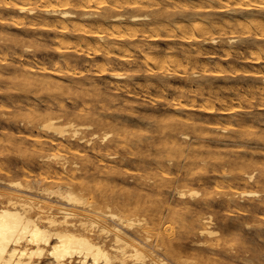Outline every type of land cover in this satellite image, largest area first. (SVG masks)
<instances>
[{
    "label": "rangeland",
    "instance_id": "374dc122",
    "mask_svg": "<svg viewBox=\"0 0 264 264\" xmlns=\"http://www.w3.org/2000/svg\"><path fill=\"white\" fill-rule=\"evenodd\" d=\"M16 1L36 7L37 12L41 13V0ZM158 2L143 10L127 9L126 13L128 18L133 14L142 13L151 16L137 25L143 30H138L131 37L148 48L151 46L156 49L161 60H167L162 63L163 68L159 73L161 78H151L145 66L133 77V67L121 64L119 59H116L112 68L101 72L102 62L90 63L86 58L87 52L97 57L104 53L106 50L102 48L99 50L101 53L96 50V46L103 47L101 43L97 44L98 42L89 37L84 39L79 35L61 41L57 37L60 32L57 33L40 23L32 25L26 13H20L13 7L7 8L0 1V56L5 57V60H0V204L7 200L9 195L19 194L7 185V181L21 180L25 185L33 186L35 181H41L44 186L55 189L59 184L64 187L71 184L72 190L91 198L93 206H100L103 212L107 211V205H110L113 210L124 216L147 217L146 225L151 239L147 242L146 249L154 256H161L175 264H264V39L256 38L260 29L252 21L261 18L264 20V10H261V6L252 4L251 10L235 12L233 8L237 5L236 1L220 0L216 6L227 4L226 11L206 14L190 12L191 10L184 12L186 5L198 4L200 0ZM87 4L85 11L94 14L87 22H90L94 30L101 27L107 29L114 25L113 20L99 23L93 17L110 4L99 5L90 1ZM1 16H4L5 20ZM207 17L216 25H223L227 20L232 23L245 20L248 21L247 25L252 21L253 24H250V30H243L241 26L240 30H235L234 35L240 39L233 46L227 44V38L233 34L229 27L227 30L217 28L212 32L213 36L221 38L224 46L202 44V41L196 40V32H185L191 36L190 40L182 39L184 34L177 28L178 25L206 20ZM243 22L241 23L244 26ZM155 35H158L157 39H153ZM204 36H209V33ZM112 40L108 39L109 42ZM195 46H199L203 52H187ZM225 51L230 52L228 59H223ZM255 52H259L262 57ZM124 53L126 52H122ZM144 53L146 54L145 51L130 49L126 55L132 54L141 62L145 57ZM62 54L73 55L69 65L70 71L63 61ZM252 55L260 59L246 62V56ZM171 56L182 59L183 63L173 61L172 64ZM43 67L47 69L44 70ZM112 72L124 73L127 76L115 79ZM169 72L172 73L168 74ZM193 72H197L199 76L193 77ZM148 80L155 82L149 89L144 87ZM123 82L129 83L131 92L118 89V85L124 84ZM212 107L213 111H210ZM223 110L228 111L223 113ZM37 111L41 112V116L37 117L40 122H43L46 115L63 114L64 122L75 120L77 123H93L94 128L85 131L94 130L99 134L94 138L93 145L96 147L84 143L81 147L82 155L70 152L66 155L70 163L67 173L62 168L65 160H53L52 163L58 170L50 173V179L42 176L46 160L34 150V140L30 136H38L41 133L40 130L31 128L28 123L30 116L38 113ZM78 112L83 115L78 116ZM172 123L174 126H171ZM183 126L187 129L189 127V130ZM225 127L227 131L223 130ZM127 128L130 129L127 131ZM118 130L120 136L116 133ZM107 131L113 132L112 139H119L117 145L113 141L109 142L115 147L109 151L102 140ZM171 132L173 136L169 135ZM182 132L190 138H184ZM195 132L201 134L197 135ZM177 145L183 148L181 150L184 153L178 149L172 152ZM170 147L173 148L171 152ZM57 148L45 145L39 150L48 155L57 151ZM209 148L210 150H207ZM109 152L114 153V157L109 155ZM216 154H221L222 157L220 155L219 159ZM159 160L163 163H158ZM74 161L80 167L73 166ZM203 163L209 164V167ZM198 168H201V173L195 175ZM252 171L255 178L249 180L247 174ZM85 181L91 183H84ZM101 184L105 186L102 188ZM86 186L90 189H86ZM182 188L187 191L197 189L201 193L188 195L187 199H183L177 194V190ZM241 190H254L258 195L241 196L234 193ZM34 192L33 195L24 194V197L31 196L38 202L41 197L47 196L46 193L37 194L35 190ZM52 198L47 202L61 205L56 196ZM209 215L213 217V228L219 231V235L214 237L199 234L202 218ZM165 231L172 233L169 234L171 237ZM235 233H238L240 238L233 241ZM145 235L147 233L144 230L138 234L141 238ZM94 236L105 241L108 247L113 242V235L100 234L97 229ZM200 240L206 243L201 244ZM147 264L152 263L148 260Z\"/></svg>",
    "mask_w": 264,
    "mask_h": 264
},
{
    "label": "bare ground",
    "instance_id": "6f19581e",
    "mask_svg": "<svg viewBox=\"0 0 264 264\" xmlns=\"http://www.w3.org/2000/svg\"><path fill=\"white\" fill-rule=\"evenodd\" d=\"M0 1H2L5 5V7H7V8L13 7V8H16V10L20 13H24V14L26 13L25 15H26V17H29L30 23L32 25H34L36 23H40V24H43V25L49 27L50 29L55 30L57 33L60 32V33H58L57 37L60 38L61 41L68 39V38H71L73 36L79 35L84 39L89 37V39L98 42L97 44L101 43L103 47H97L96 46L97 52L101 53L102 51H99V50H102V49H104L106 51L104 53H101L99 55V57H97L96 55H93L89 52L86 53V58H87L88 62H90V63H94V62L97 63L99 61H100L99 63L102 62L101 66H103V68H102L101 72L107 71V69L112 68L113 65H115L116 59H119L121 61V64L129 65V66L133 67L132 68V69H134L133 74H132L133 77L136 76V74L141 70L142 66H145L146 71L148 72V74L150 75L151 78L152 77L153 78H161L159 76V73H160V70L163 68L162 63L166 62L167 60L166 61L164 59L161 60V58H160L161 56H159L160 53L156 49L151 48V46H150V48H148L147 46H144V44L138 43L139 41L137 42L136 40H134V38L131 37L134 34H136V32L138 30H143V29L138 28L139 26H137V25H139L141 23V21H144L146 19H150L151 16H149V14H147V13H142V14H133V15L129 16V18H128L127 13H126L127 9H130V8L131 9L139 8V9L143 10V8H146L147 6H152L155 3H159L158 0H41V3H40V6H41L40 12L41 13L40 14L37 12L36 7L28 6L26 4L16 3L17 2L16 0H0ZM88 1L94 2V3L95 2L99 3V5L103 4V3L104 4H110L109 6L107 5V8L105 10L99 11L96 14V16H93V17H94L95 21L99 22V23L109 22V21L113 20V21H115L114 25L107 27V29H104L101 27L100 29L94 30L92 28L90 22H87V21H90L89 20L90 18H92L91 15H94L93 13L85 11L86 6L88 5L87 4ZM219 1L220 0H210V1L200 0V2H198V4L194 5V3H193V4L186 5L184 8V12L191 10L190 12H194V13L214 14V12L217 13V12L226 11L225 6L227 4H219V6H216V3H218ZM229 1H232V0H229ZM233 1L237 2L236 7L233 8V11H235V12H239V11L244 12L245 10H251V9H253L252 4L259 5L262 7L261 10H264V0H233ZM192 2H193V0H192ZM215 7H217L216 10H214ZM14 14H12V15H14ZM44 15H46V16H44ZM1 17H3L2 19H4V16H1ZM202 17H203V15H202ZM205 19L206 20L201 19L202 21H196V22L192 21L191 24H187V25H178V26L176 25L177 28L181 31V33L183 32V34H184L182 39L184 41H189L191 36L186 35L185 32H188V31L192 32V33L196 32V33H198L195 36L196 40L202 41V44H212V46H218V47L224 46V44L221 43V38L218 36H213L214 33L212 34V32H213V30H215L217 28H218L217 30H220V29L221 30H227V27H229L233 34L227 38V44H229L230 46H233L240 39L238 36L234 35L235 30H240L239 29L240 26H241V28H243V30L244 29L250 30V28H251L250 24L252 23V21L255 23L256 27H259V29H260V32H258V35L256 36V38L257 39H264L263 38V36H264V20L262 18L257 19V21L255 19H252L251 23L249 22L250 23L249 25H247L248 21L246 22L245 20H244V22L242 20H240V22L238 21L237 23H234V22L232 23V22H229L227 20V21H225V23L223 25H216L213 23V21H212L213 24L210 22L211 21L210 18L208 19V17H207ZM241 22H243V24H245V25L243 26ZM175 24H177V23H175ZM208 33H209V36L205 37L204 35H206ZM128 37H130V38H128ZM157 38H158V35L153 36V39H157ZM108 39H113V40L111 42H109ZM85 43H87V42L85 41ZM103 43L104 44L111 43V44L105 46ZM246 44H248V43H246ZM130 49H134L135 51H138V52L145 51L146 54L144 53L145 57L143 58V60H141V62H140L137 58H134L132 55L133 53L126 55L127 51ZM185 49H187V48H185ZM238 51H239V49H238ZM241 51H243V50L241 49ZM122 52H126V53L122 54ZM160 52H162V51H160ZM187 52H195L196 54H198V53H202L203 51L199 46L198 47L195 46L194 49H189V50H187ZM259 52L258 53L255 52V53L258 54L259 56H261L259 54ZM224 53H225V55L223 56V59H228L230 57V52L225 51ZM252 53H254V52H252ZM196 54H194V55H196ZM187 55H188V53H187ZM62 57H64L63 61L67 64V67L69 65H71L70 63L72 61L73 55L62 54ZM167 57H168V59L170 58L169 56H167ZM174 57H175V55H174ZM189 57H191V56H189ZM256 58L260 59L256 56H253V55L252 56H246L245 61L246 62H254L257 60ZM0 60H5V57L0 56ZM170 60H171V63L173 61H174V63H179V64L183 63V60L179 59V58H173ZM187 62L189 63V60ZM216 63H218V62L216 61ZM189 65H190V63H189ZM56 66H58V65H56ZM205 66H207V65H205ZM43 69L46 70L47 68L43 67ZM170 69L172 70V68H170ZM67 70H68V68H67ZM69 71H70V66H69ZM230 71H232V70H230ZM176 72H177V70H176ZM178 72H180V71H178ZM170 73H172V72H169L168 74H170ZM31 74L33 75L32 72H31ZM256 74H257V76H259L258 72ZM45 75H47V74H45ZM112 76L115 79H123L127 75H125L124 73H119V72L113 73L112 72ZM198 76H199V74L197 72H193V77H198ZM162 77L164 78L165 75ZM263 79H264V77H263ZM49 81L51 82V80H49ZM42 82H43V80H42ZM61 82H65V81L61 80ZM154 84H155V82L153 80H148L144 87L149 89ZM254 84H255V82H254ZM186 88L188 89V87H186ZM118 89L121 91L125 90L127 92L132 91L131 88H129V83H127V82L124 84H119ZM174 91H176V89ZM179 94H180V92H179ZM105 97H107V96H105ZM117 97H119V96H117ZM120 97H122V96H120ZM21 98H23V97H21ZM28 98H30V97H28ZM47 99H49V98H47ZM179 102H180V100H179ZM34 107H37V106H34ZM212 109H213V107L211 108L210 111H213ZM37 110L41 111L42 109H37ZM33 111H35V110H33ZM223 111L222 112L225 113L228 110H223ZM45 113H48V112L45 111ZM90 113H91V111H90ZM40 114H41V112H38V113L35 112L34 115L32 114V116H30L31 118L28 120V123L31 125V128H36V129L40 130V132H41V133H39L38 136H33V135H30V136H32L33 140H34V150L37 151V153H39L38 154L39 156H42L47 161V162L45 161V163H44V175L42 174V176L45 179H47V178H49L50 173L58 170V169H56V165L54 163H52L53 160H58V159L59 160L60 159L65 160L62 163V168L67 173L68 167L70 166L69 165L70 163H68L69 159H68V156H66V155L69 152L74 154V155L75 154L82 155L83 154V150L81 148L82 145L84 143L86 145H89V146L93 145L94 144V138L98 137L99 134L94 130L90 131V132L85 131V130L93 129L94 128L93 123H87V122L77 123L75 120H69L67 122H64L63 121L64 120L63 114L58 115V116H53L52 114L46 115L47 117L44 118L43 122H40L39 121L40 119L38 120V118H37L38 115H40ZM81 114L83 115V113L78 112V116H82ZM191 114H194V113H191ZM44 116H42V117H44ZM196 116H198V115H196ZM101 119H102V116H101ZM156 124H158V123H156ZM30 125H29V127H30ZM194 125H196V124H194ZM171 126H174L173 123ZM163 127H164V125H163ZM183 128L186 130H189V127L187 129L186 127L183 126ZM251 128H252V126H251ZM128 129H130V128H127V131H128ZM143 130L146 131L145 129H143ZM166 130H167V127H166ZM223 130L227 131V128L225 127ZM125 131H126V129H125ZM212 131H213V129H212ZM174 132H176V131H174ZM116 133L119 134L120 133L119 130ZM195 133H197V135H198V133H200V132H195ZM230 133L228 132V134H230ZM164 134L165 133H163V135ZM235 134H237V133H235ZM169 135H172V132ZM182 135H184V138H185V136L188 137V134H186L184 132H182ZM217 135H218V133H217ZM119 136H120V134H119ZM212 136H213V134H212ZM229 136H231V135H229ZM232 136H234V135L232 134ZM236 136H238V135H236ZM112 137H113V132H111V131L105 132L102 136V140L105 142L104 146L108 151L112 147H114L113 145H111L109 143L110 141H113L115 143V145L119 144V139L118 138L112 139ZM140 137H142V136H140ZM147 137H146V139H147ZM238 137H236V138H238ZM184 138H183V140H184ZM188 138H190V137H188ZM222 138L224 139V137H222ZM10 139L12 140V138H10ZM24 140H22V141H24ZM220 140H221V137H220ZM107 141H108V143H106ZM139 141H141V140L139 139ZM166 141H168V140L166 139ZM178 141H179V139H178ZM125 142H127V140ZM180 142H181V139H180ZM45 145L55 146L56 148L58 147L57 148L58 150L55 152L53 151V152L49 153L48 155H44V154H42V151L39 150V148L42 149L45 147ZM142 145H143V143H142ZM158 145H160V143H158ZM173 145H175V143H173ZM182 145H183V143H182ZM242 145H243V143H242ZM209 146H211V145H209ZM93 147H96V146L93 145ZM203 147H204V145H203ZM222 147H224V146H222ZM165 148H167V147H165ZM175 149L181 150L183 148L180 145H177L174 147V151H172V152H175ZM171 150H173V148L170 149V152H171ZM207 150H210V148ZM141 153L142 152H140V154ZM181 153H184V152L181 150ZM208 153H210V152H208ZM109 155L114 157L115 154L112 152H109ZM169 155H170V153H169ZM194 155H197V154H194ZM220 155L219 156L217 155V158H219ZM144 156H145V154H144ZM221 157H222V155H221ZM252 157L254 158L253 155H252ZM161 158H162V156H161ZM167 158H169V157H167ZM88 160L90 161V159H88ZM160 162H162V160H159L158 163H160ZM254 162H257V161H254ZM82 163H84V162H82ZM145 163L146 162L144 161V164ZM140 164H141V162H140ZM189 164H191V163L189 162ZM203 164H205V163H203ZM214 164L216 165V163H214ZM72 165L73 166L78 165V163L76 161H74L72 163ZM149 165H150V163H149ZM208 165L209 164H207L206 166H208ZM73 166L70 167L71 170H72ZM98 166H97V168H98ZM145 166H146V164H145ZM179 166H180V163H179ZM192 166H193V163H192ZM78 167H80V165H78ZM192 168H194V167H192ZM198 169L199 170H197L195 172V175L201 173L200 172L201 168H198ZM86 170H87V167H86ZM193 171H194V169H193ZM244 171H243V173H244ZM69 176H70L71 180H74V178H72L71 175H68V177ZM247 176H248L249 180H254V178H255L254 171L248 173ZM90 177H92V176H90ZM58 180H60V179H58ZM75 180L79 181V179H75ZM93 180L95 181L96 179H93ZM47 181H49V180H47ZM105 181H107V180H105ZM176 181H177V179H176ZM86 182L87 181H85L84 183H86ZM103 182H104V180H103ZM110 182H111V180H110ZM6 183L8 186L12 187L14 190H17L19 192V194L9 195L7 200L1 202V204H0V264H147L148 260H150L152 264H175V263H172V261L171 262L167 261L165 258H163L161 256L152 255V253L148 252V250L146 249L147 242L151 239L150 235H148V233L150 232L149 228L146 225L148 223L147 217H144L141 215L124 216V215L120 214L118 211L113 210L110 205H107L109 209L107 208L106 209L107 211L103 212V211H101L102 209L99 208L100 206L98 208L93 206V200H91V198L89 199L88 196L79 194V193H77V191L75 192L74 190H72L70 188L71 184H69V185L67 184L65 187L63 185L59 184L58 186L56 185L57 188L55 189V188H51V187H46L47 185L44 186L43 183L41 184V181H35L34 186L30 185V184L25 185L21 180H11V181H7ZM73 183L75 184V182H73ZM87 183L90 184L91 182H87ZM106 183H108V182H106ZM247 183H248V181H247ZM53 184H56V183H53ZM92 185H91V187H92ZM101 185H103V186H101L102 188L105 186L104 184H101ZM169 186H171V185H169ZM96 187H97V185H96ZM86 189H90V188H87V186H86ZM115 189H116V187H115ZM34 190L37 191L36 192L37 194L38 193H46L47 196L41 197V199L38 200V202H35V200L31 196L24 197V194H27V195L35 194ZM95 191H97V190H95ZM113 191L111 190V192H113ZM96 193H98V191ZM114 193H112V194H114ZM200 193L201 192L197 189H191V190L187 191L186 189L182 188V189L177 190V194L183 199H187L188 195L195 196V195H199ZM234 193L235 194L238 193L241 196L258 195V192L254 191V190H241V191H236ZM0 196H2V193H0ZM55 196L58 198L57 201L60 202V204H61L60 206H56L52 202L51 203L47 202V200L53 199L52 197H55ZM110 197H112V196H110ZM117 197H119V196H117ZM44 200H45V202H44ZM108 203H109V201H108ZM56 209L58 211L54 212V210H56ZM33 211H35L34 214L31 213ZM167 211H168V209H167ZM134 212H136V211H134ZM58 213H60V215H58ZM213 223H214V221H213L212 215H209L207 217H203L202 218V225L199 229V234L201 236H211V237L219 235V231L213 228V225H212ZM170 225L173 227L172 224H170ZM167 228H169V227H167ZM96 229L99 231L100 234L105 233L107 236L113 235V239H112L113 242L110 245V247H108L105 244V241H101L94 236ZM142 230H144L147 233V235H145V237H143V238L138 236V234L141 233ZM167 231H165L167 235L172 234V233H168ZM233 236H234L233 241L240 238V236H238V233L233 234ZM169 237H171V236L169 235ZM163 240H165V239H163ZM200 243L204 244L206 242L204 240H200ZM167 251H169V250H167ZM166 253H168V252H166ZM187 264H192V263H187Z\"/></svg>",
    "mask_w": 264,
    "mask_h": 264
}]
</instances>
